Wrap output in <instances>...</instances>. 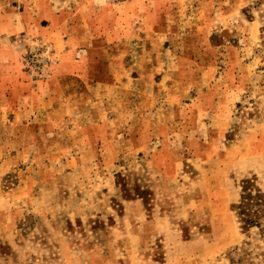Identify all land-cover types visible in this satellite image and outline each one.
Returning a JSON list of instances; mask_svg holds the SVG:
<instances>
[{
	"label": "rangeland",
	"instance_id": "obj_1",
	"mask_svg": "<svg viewBox=\"0 0 264 264\" xmlns=\"http://www.w3.org/2000/svg\"><path fill=\"white\" fill-rule=\"evenodd\" d=\"M244 180L264 0H0V264H264Z\"/></svg>",
	"mask_w": 264,
	"mask_h": 264
},
{
	"label": "trees",
	"instance_id": "obj_2",
	"mask_svg": "<svg viewBox=\"0 0 264 264\" xmlns=\"http://www.w3.org/2000/svg\"><path fill=\"white\" fill-rule=\"evenodd\" d=\"M243 183L240 200L234 207L241 222L253 225L258 223L259 218H264V193L257 189L252 195L250 189L254 187L253 183L250 180H244Z\"/></svg>",
	"mask_w": 264,
	"mask_h": 264
}]
</instances>
